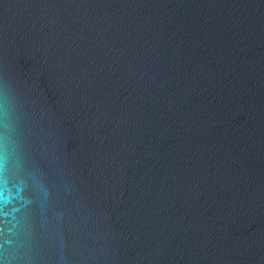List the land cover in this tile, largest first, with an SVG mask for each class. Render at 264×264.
Segmentation results:
<instances>
[{
    "label": "water",
    "instance_id": "95a60500",
    "mask_svg": "<svg viewBox=\"0 0 264 264\" xmlns=\"http://www.w3.org/2000/svg\"><path fill=\"white\" fill-rule=\"evenodd\" d=\"M0 264H264V0H0Z\"/></svg>",
    "mask_w": 264,
    "mask_h": 264
}]
</instances>
